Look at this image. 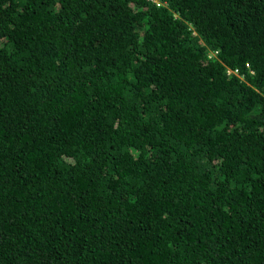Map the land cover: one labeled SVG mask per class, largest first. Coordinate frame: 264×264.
Wrapping results in <instances>:
<instances>
[{
	"label": "trees",
	"instance_id": "obj_1",
	"mask_svg": "<svg viewBox=\"0 0 264 264\" xmlns=\"http://www.w3.org/2000/svg\"><path fill=\"white\" fill-rule=\"evenodd\" d=\"M0 264H264V0H0Z\"/></svg>",
	"mask_w": 264,
	"mask_h": 264
},
{
	"label": "rangeland",
	"instance_id": "obj_2",
	"mask_svg": "<svg viewBox=\"0 0 264 264\" xmlns=\"http://www.w3.org/2000/svg\"><path fill=\"white\" fill-rule=\"evenodd\" d=\"M156 2L158 1V0H155Z\"/></svg>",
	"mask_w": 264,
	"mask_h": 264
},
{
	"label": "clouds",
	"instance_id": "obj_3",
	"mask_svg": "<svg viewBox=\"0 0 264 264\" xmlns=\"http://www.w3.org/2000/svg\"><path fill=\"white\" fill-rule=\"evenodd\" d=\"M155 1V0H154ZM212 56V55H211Z\"/></svg>",
	"mask_w": 264,
	"mask_h": 264
}]
</instances>
